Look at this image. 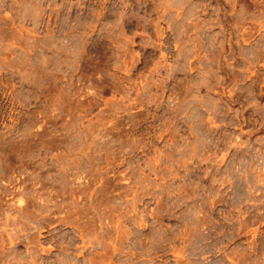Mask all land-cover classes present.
Instances as JSON below:
<instances>
[{"label": "rangeland", "instance_id": "374dc122", "mask_svg": "<svg viewBox=\"0 0 264 264\" xmlns=\"http://www.w3.org/2000/svg\"><path fill=\"white\" fill-rule=\"evenodd\" d=\"M0 264H264V0H0Z\"/></svg>", "mask_w": 264, "mask_h": 264}]
</instances>
